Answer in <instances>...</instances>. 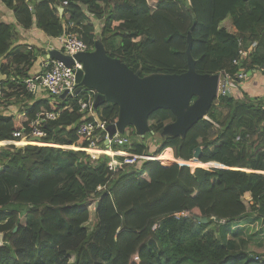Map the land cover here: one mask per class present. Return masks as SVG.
Segmentation results:
<instances>
[{
  "label": "trees",
  "instance_id": "16d2710c",
  "mask_svg": "<svg viewBox=\"0 0 264 264\" xmlns=\"http://www.w3.org/2000/svg\"><path fill=\"white\" fill-rule=\"evenodd\" d=\"M1 2L25 28L36 25L52 38L69 28L91 50L100 40L111 57L141 76L186 71L191 29L199 73L235 76L239 50L253 44L245 66L248 71L264 67V0ZM228 17L234 33L221 26ZM15 29L0 21L5 75L0 144L16 139L15 131L27 134L38 115L54 112L55 119L39 124L47 133L44 142L88 148L94 139L106 149L101 129L91 136L78 132L91 120L80 111L83 92L65 99L28 92L34 49L13 47ZM11 106L16 111L8 113ZM97 112L113 123L119 107L106 102ZM207 117L185 136L162 135L175 116L161 108L150 116L154 134L141 138L133 129L130 144L112 147L154 156L171 147L175 158L191 160L201 146V163L223 167L192 169L148 159L113 171L107 154L95 158L85 150L49 145L0 146V264H264V240L253 231L261 225L264 232V174L243 170L264 171V102L248 94H221ZM162 160H172L169 150ZM248 193L253 212L245 203ZM97 201L92 220L89 205ZM184 212L189 214L177 216Z\"/></svg>",
  "mask_w": 264,
  "mask_h": 264
},
{
  "label": "water",
  "instance_id": "95a60500",
  "mask_svg": "<svg viewBox=\"0 0 264 264\" xmlns=\"http://www.w3.org/2000/svg\"><path fill=\"white\" fill-rule=\"evenodd\" d=\"M186 3L189 5V0ZM187 38L188 69L182 73L141 76L140 71H134L120 58L111 57L100 40L95 42L94 49L74 55L52 49L49 58L61 60L68 66L75 61L82 63L83 68L77 72V88L74 92L78 94L82 87L95 90V109L106 102L118 105L117 120L107 126V146L110 138L117 132L123 134L128 126H132L141 138L147 133L154 134L150 116L161 108L171 110L175 116L174 120L164 125L161 134L185 136L199 120L206 118L214 100L219 96L220 79L219 73L201 74L196 70V61L192 55V29ZM226 95L231 96L228 91ZM67 96L68 91H65L59 98L65 99ZM202 154L203 148L197 147L194 159L199 160ZM98 204L97 201L96 208ZM201 220L208 221L206 217ZM217 221L221 222L220 219Z\"/></svg>",
  "mask_w": 264,
  "mask_h": 264
},
{
  "label": "built area",
  "instance_id": "2783aa9c",
  "mask_svg": "<svg viewBox=\"0 0 264 264\" xmlns=\"http://www.w3.org/2000/svg\"><path fill=\"white\" fill-rule=\"evenodd\" d=\"M67 4V2H65ZM73 25H71L72 27ZM58 38L61 46V50L64 53L69 55H74L75 53L91 50L89 45L79 38L78 34L69 28H66L64 33L56 37ZM256 44L251 45L248 49H240L238 57L234 59V65L239 66L238 71L234 75H231L227 71L220 72L219 79V95L225 94L228 91L230 94L240 87L241 81H244L248 78V70L245 66V63L249 61V53L252 51L253 47ZM82 63L75 61V63L71 66L66 65L63 61L53 58H48L44 61L42 65V70L40 73L28 77L25 79L26 88L30 93L36 94L41 89L48 92L50 95L59 98V96L68 91V96L76 97L80 93H84V99L80 103V111L84 114L85 118H91L89 121H84L79 125L78 132L80 134H88L92 135L96 130L101 129L105 132V140L109 138L107 126L108 122L106 120H102L100 115L94 108V101L96 96V91L93 89H89L86 87H82L81 91L78 94H75V89L77 88L76 76L78 70L82 69ZM250 71H259L264 74V67L256 68ZM2 90L0 83V92ZM57 117V113L54 112H46L45 115H38V117L32 122V128L27 134H23L22 131L13 132V136L16 139L6 140L5 145H16L24 144H37V145H50L54 144L42 142L36 138H45L47 133L43 130L39 124L46 122L47 120H52ZM208 118V117H207ZM209 119V118H208ZM217 127L218 124L215 123ZM34 137V138H33ZM36 137V138H35ZM91 138V137H90ZM110 143L106 149L102 148L98 145L94 139H91V144L88 148H84L88 153H90L93 157H98L101 154L109 155L111 159L110 169L113 171H117L123 165H134L139 162L146 161L152 158V155H139L125 149H114L112 147L113 143H117L120 146H124L130 144L132 142V138L129 134V131H125V133L120 134L117 132L112 138L109 139ZM27 143V144H25ZM58 146V145H56ZM61 147V146H59ZM63 147V146H62ZM65 148V147H63ZM119 157V158H118ZM102 187H100L101 189ZM187 212L177 214L178 217L187 215Z\"/></svg>",
  "mask_w": 264,
  "mask_h": 264
},
{
  "label": "crops",
  "instance_id": "0c3cea01",
  "mask_svg": "<svg viewBox=\"0 0 264 264\" xmlns=\"http://www.w3.org/2000/svg\"><path fill=\"white\" fill-rule=\"evenodd\" d=\"M0 21H5L7 23H12L15 25V28H16L15 34H14V38L12 39L13 47H15L17 45H23L28 49H31V48L34 49L35 59H34V62L31 63L30 70H29V75H30L29 77H32V76L41 72L42 65H43L44 61L49 58V51L50 50H52V49H60L61 50V46H60V42H59L58 38L49 37L46 33H44L36 25H33L30 28H25V27L21 26L17 22L14 14H13V11L8 9L1 2V0H0ZM224 27H225V25H224ZM232 28H233V32H235L236 29L234 28L233 25H232ZM248 74H249L248 78H246L244 81H241L240 87L238 89H236L235 91H233L231 93V95L237 96L239 98H243L245 94H248L251 97H258V98H260V100L262 102H264L263 101L264 100V74H262L259 71H249ZM4 77H5V75L1 74V72H0V79H3ZM36 95L37 96H47L48 94L46 93L45 90L41 89L39 92L36 93ZM0 109H1V106H0ZM9 109H12V110L7 111L8 113H12L13 110H14V112L16 111V107H13V106H11ZM97 110L98 109H96V111ZM7 112H5V113H7ZM36 139L44 142L43 141L44 138H41V139L36 138ZM50 144H54V143H50ZM56 145H58V144H54L53 146H56ZM59 146L62 147V145H58L56 147H59ZM65 146H67V145H65ZM67 147H68L67 149L84 150V148L76 147L74 145L71 147L70 146H67ZM168 150L172 154V160H170L169 163L165 164L164 161L161 159V157H163L164 153H166V151H168ZM152 158L158 159L164 166H169L173 163H179L182 165L183 164L189 165L191 163V161H194V158H192L191 160H182V159L175 158L173 149L171 147L166 148L162 152V154L159 156L153 155ZM197 162L200 163V160H198ZM199 165L201 167H205V168H207V167H223L221 164L216 163V162H210L208 164L200 163ZM243 170H245L247 172H253L254 171V172H257L260 174H264L263 170H256L255 171V170L248 169V168H245ZM245 198H247V201H248L247 202L245 199V203H246L248 209L250 210L251 204L253 203L252 196L250 193H248V194H246ZM250 212H253V211L250 210ZM262 220H264V218H262ZM222 222H224V221H222ZM245 225H248V224H245ZM249 226H250V224L248 225V227ZM256 226H257V224H256ZM261 228H263V227L261 225H259L253 231L256 234L261 233L260 238H258V239H261L263 241L264 240V232L262 231ZM254 240H257V239H254Z\"/></svg>",
  "mask_w": 264,
  "mask_h": 264
},
{
  "label": "rangeland",
  "instance_id": "374dc122",
  "mask_svg": "<svg viewBox=\"0 0 264 264\" xmlns=\"http://www.w3.org/2000/svg\"><path fill=\"white\" fill-rule=\"evenodd\" d=\"M225 25V28L229 31V32H233V28H232V19H231V17H228V18H226L222 23H221V26H224ZM234 33V32H233ZM1 95L2 94H0V97H1ZM264 101V100H263ZM134 128L132 127V126H128L127 128H126V131H129V134H130V132H131V130H133ZM131 137H133V135H132V133H131ZM25 144H27V143H25ZM5 144H0V146H4ZM18 145H20V146H23L24 144L22 143V144H18ZM161 159H162V157H161ZM200 163H197L196 161H191V163L189 164V166L191 167V168H193V169H195L196 167H200V165H199ZM246 199V201H247V198H245ZM248 202V201H247ZM248 204V203H247ZM95 205H94V203H91L90 205H89V208H90V210H91V212H92V220H93V218H94V209H95ZM250 220H251V218H249V219H246V221L247 222H250ZM89 226H92V225H90L89 224ZM223 235H225V233H223ZM2 244V234H0V245ZM244 247H247V245H245Z\"/></svg>",
  "mask_w": 264,
  "mask_h": 264
},
{
  "label": "bare ground",
  "instance_id": "6f19581e",
  "mask_svg": "<svg viewBox=\"0 0 264 264\" xmlns=\"http://www.w3.org/2000/svg\"><path fill=\"white\" fill-rule=\"evenodd\" d=\"M67 146H68V145H67ZM67 146H63V147H66V148H68ZM70 147H71V146H70ZM73 148H74V147H73ZM75 148H76V147H75ZM194 161H196V162H197L198 160H197V159H194ZM197 163H198V162H197Z\"/></svg>",
  "mask_w": 264,
  "mask_h": 264
},
{
  "label": "clouds",
  "instance_id": "9594fccd",
  "mask_svg": "<svg viewBox=\"0 0 264 264\" xmlns=\"http://www.w3.org/2000/svg\"><path fill=\"white\" fill-rule=\"evenodd\" d=\"M206 117H207V116H206ZM124 133H125V132H124ZM151 155L153 156V154H151ZM193 158H194V157H193ZM152 159H156V158H152ZM199 160H200V159H199ZM200 163H201V162H200ZM187 213H188V212H187ZM188 214H189V213H188ZM188 214H187V215H188ZM187 215H185V216H187Z\"/></svg>",
  "mask_w": 264,
  "mask_h": 264
}]
</instances>
